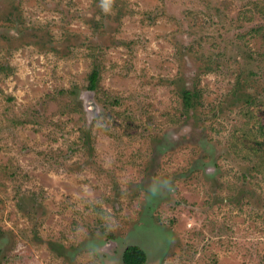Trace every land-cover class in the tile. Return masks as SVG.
<instances>
[{
  "label": "rangeland",
  "instance_id": "obj_1",
  "mask_svg": "<svg viewBox=\"0 0 264 264\" xmlns=\"http://www.w3.org/2000/svg\"><path fill=\"white\" fill-rule=\"evenodd\" d=\"M100 3L0 0V264H264V0Z\"/></svg>",
  "mask_w": 264,
  "mask_h": 264
},
{
  "label": "trees",
  "instance_id": "obj_2",
  "mask_svg": "<svg viewBox=\"0 0 264 264\" xmlns=\"http://www.w3.org/2000/svg\"><path fill=\"white\" fill-rule=\"evenodd\" d=\"M98 79L97 71H92L89 76V90L95 88L96 82ZM193 92L190 90H184L183 92V102L185 105H189L190 100L192 99ZM146 260L145 253L143 250L137 246H128L122 255V261L124 264H144Z\"/></svg>",
  "mask_w": 264,
  "mask_h": 264
},
{
  "label": "clouds",
  "instance_id": "obj_3",
  "mask_svg": "<svg viewBox=\"0 0 264 264\" xmlns=\"http://www.w3.org/2000/svg\"><path fill=\"white\" fill-rule=\"evenodd\" d=\"M114 0H101L100 7L105 14H109L113 11ZM172 191V181L168 179H161L149 183L147 187V195L150 197H156L165 192Z\"/></svg>",
  "mask_w": 264,
  "mask_h": 264
}]
</instances>
